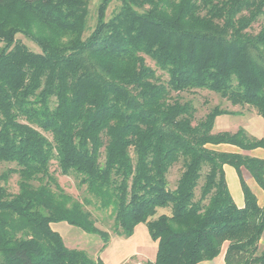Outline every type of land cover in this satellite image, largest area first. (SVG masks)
Masks as SVG:
<instances>
[{
	"label": "trees",
	"instance_id": "16d2710c",
	"mask_svg": "<svg viewBox=\"0 0 264 264\" xmlns=\"http://www.w3.org/2000/svg\"><path fill=\"white\" fill-rule=\"evenodd\" d=\"M89 2L0 0V164L11 165L0 174V264H103L66 245L52 227L61 221L99 235L100 251L145 223L158 243L146 264L210 261L225 244L226 264H264V205L242 176L264 189V159L214 148L264 147L244 128L214 130L224 114L264 118V0H99L94 26ZM197 91L240 110L218 103L197 118ZM91 205L110 211L112 231Z\"/></svg>",
	"mask_w": 264,
	"mask_h": 264
},
{
	"label": "crops",
	"instance_id": "0c3cea01",
	"mask_svg": "<svg viewBox=\"0 0 264 264\" xmlns=\"http://www.w3.org/2000/svg\"><path fill=\"white\" fill-rule=\"evenodd\" d=\"M233 118H237L238 121L234 122L232 120ZM239 128H244L253 137L264 139V118L257 113L244 112L240 115L224 114L216 118L214 126L215 131L234 132ZM214 148L229 152H243L264 159V147L256 148L252 151H242L236 146L221 144L214 146ZM224 169L229 190L236 204L240 207L244 206L245 198L239 173L233 166L228 164L224 166ZM242 176L257 196L259 204L264 205V189L257 184L252 175L244 168L242 169ZM260 189L263 191H259ZM161 210H163V208L158 209L157 214H159ZM161 212L160 214H162ZM164 213H166V211ZM263 237L264 234L260 243L263 242ZM157 245V241L151 238L147 225L145 223H140L136 225L130 237L113 235L107 246L100 251L99 256L103 264H125L133 257L138 261L140 260V262L144 260L152 261L156 256ZM226 246L227 244L224 245L221 254L215 259L202 261L198 264H226L224 259ZM98 247H101V245H98ZM152 254L154 257L151 258Z\"/></svg>",
	"mask_w": 264,
	"mask_h": 264
},
{
	"label": "rangeland",
	"instance_id": "374dc122",
	"mask_svg": "<svg viewBox=\"0 0 264 264\" xmlns=\"http://www.w3.org/2000/svg\"><path fill=\"white\" fill-rule=\"evenodd\" d=\"M89 1H90L89 2V7H90L89 24L91 26H94L96 22V12H97V6L99 4V0H89ZM117 6H118L117 1H113L110 4L107 10V18L111 17L113 11H115ZM22 39L28 44V46L32 50L39 51L37 46H35L32 42H30L29 40L23 37ZM148 63H150L151 65H154V63L151 60H148ZM190 98H194L195 103L197 107L199 108V113L197 114V118H200L201 116H203L207 112L209 107L216 105L218 103L232 110H240L239 107L231 106L230 104L222 100L218 95L208 92V91H197V93L194 96L193 95L190 96ZM244 112L245 113H256L255 111L251 109H245ZM232 120L234 122L238 121L237 118H233ZM10 166H11L10 164H6V163L0 164V174ZM52 168H55V166H53ZM179 174H180L179 165L171 169L170 174H169V186L171 188L175 187ZM57 175H58L59 182L61 183V185L64 187V189L68 193L72 194L74 197H77L79 199H82L85 196V189L79 188L76 180L72 176H62L58 173ZM18 179L19 177L16 174L12 175L11 178L9 179L7 185L11 191H17ZM3 184L4 183L0 181V186ZM259 191L262 192L263 190L260 189ZM88 209L91 210V212L93 213V217L95 218L96 223L100 228L112 231L114 218L109 210H106V211L101 210L92 205L88 206ZM161 211H159V214L160 212L164 213L165 211L166 213H169L168 209H163ZM52 227L54 230H56L57 232L61 234V236L63 237L68 247L84 249L92 256L99 255L100 247H98V245H102L103 243L99 235L88 233L84 231L82 228L71 225L66 221L53 223ZM259 252H264V237H263V242L260 243ZM152 257H154L153 254L151 258ZM139 262L140 260L138 261L137 259H135V257H133L129 262L125 264H146L148 261L144 260V261H141L140 263Z\"/></svg>",
	"mask_w": 264,
	"mask_h": 264
}]
</instances>
